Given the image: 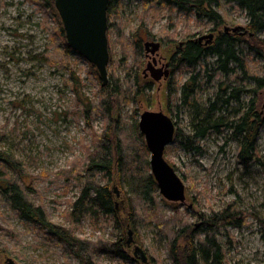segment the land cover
<instances>
[{"label":"rangeland","instance_id":"1","mask_svg":"<svg viewBox=\"0 0 264 264\" xmlns=\"http://www.w3.org/2000/svg\"><path fill=\"white\" fill-rule=\"evenodd\" d=\"M118 4L117 12L109 19L108 75L109 80L118 78L130 90L131 100L120 107V123L130 126L132 118L137 117L139 122L145 110H164L174 120L176 132L193 136L188 145L175 138L166 148V159L186 184L187 202L182 204L162 196L164 213L173 215L175 209H180L189 221L197 223L203 212L227 206L244 211L246 222L228 226L225 233L229 238L224 234L220 237L223 243L231 240L224 247L227 263L264 264V126L258 135V159L249 166L238 162L240 144L232 137L233 127L251 97L260 100L258 106L263 107L264 89L256 93V84L248 80L250 92H243L240 102L232 99L226 110L215 113V120L222 114L229 124L196 137L200 122L197 106L203 109L220 103L222 78L205 75V62L197 69L180 62L172 78L161 81L144 74L151 60L146 54V40L159 41V56L170 60L182 42L198 41L211 33L215 35L214 42L226 27L232 34H245L247 12L234 3L225 4L218 8L225 23L214 30L212 22L199 18L195 12L170 8L160 0H118ZM61 24V17L52 15L36 0H0V146L24 161L26 183L32 187L27 192L33 202L45 205L53 222L71 226V201L81 187L68 183L61 173L83 161L85 147L92 145L80 101L93 104L90 122L95 132H103L108 120L99 107L105 95L99 71L71 47L72 51L65 50L67 39L65 31L64 36L60 31ZM205 41L201 44L206 47L212 43ZM139 42L141 49H137ZM214 60L215 57L207 59ZM248 62L252 73L264 74V57L252 52ZM199 72L200 92L196 97L183 98L182 86ZM175 87L178 91L171 94ZM111 190L122 217L121 228L114 222L94 227L91 221H83L74 225L75 231L83 238L109 243L111 247L119 243L128 254L123 259L107 251L98 252L100 264H143L134 254V247L127 244V196L116 180L111 183ZM143 220L139 230L130 227L151 264H175L166 237L154 222ZM7 257L19 264L71 262L61 245L48 242L10 205L0 201V264H5Z\"/></svg>","mask_w":264,"mask_h":264},{"label":"trees","instance_id":"2","mask_svg":"<svg viewBox=\"0 0 264 264\" xmlns=\"http://www.w3.org/2000/svg\"><path fill=\"white\" fill-rule=\"evenodd\" d=\"M36 1L60 18L54 0ZM160 1L182 12H195L199 18L212 22L214 30L225 23L223 14L218 11L225 4L234 3L247 12L249 21L245 34L221 32L208 47L196 40H188L184 48L179 49L175 55L176 58L180 57L179 63L192 69H197L205 62V75L222 78V95L218 97L221 99L220 103L216 102L210 108L203 109L197 106L196 113L200 122L195 136H205L211 130H219L220 126L229 124L222 114L215 120V113L226 110L232 99L240 102L242 93L250 92L248 80L256 84V93L264 89V74L252 73L248 62L252 52L264 57V0ZM118 5V0H110L109 19L117 12ZM60 31L64 36L63 24L60 25ZM137 49H141L140 42ZM65 50L72 51L68 43H65ZM211 57H215V60L207 61ZM200 74L192 75L182 86L183 98L196 97L200 92ZM101 87L105 95L99 107L107 117V126L103 132H95L90 122L93 104L80 101L87 118V130L92 135V145L85 147L86 157L83 161L61 173L66 175L64 177L68 183L74 182L81 187L79 195L71 201L69 218L72 225L53 222L46 206L33 202L27 192L32 187L26 183L24 161L1 146L0 201L10 205L16 214L28 222L31 229L43 235L48 242L61 245L71 261L68 264H100L97 260L98 252L107 251L123 259H127L128 254L121 250L119 243L111 244V247L109 243L79 236L74 225L91 221L94 227H103L106 222H114L118 229L121 228L122 217L111 190V183L116 180L129 201L127 223L139 230L141 220L154 222L168 240L175 264H228L224 247L231 240L223 243L220 237L222 234L228 237V233H225L228 226L245 223V212L227 206L219 211L200 213L197 223L189 221L186 213L180 209H175L173 215H166L162 209V195L151 172L150 152L145 137L140 132L138 118H132L134 120L130 126L128 123H120V107L123 102L130 100V90L124 88L118 78H111L106 86ZM177 91L175 87L170 93L176 94ZM259 103L260 100L255 96L245 103L244 114L236 121L232 131V137L240 144L238 162L245 166L258 159V135L264 126V105L262 103L263 107L259 108ZM192 137L180 132H176L175 136L185 145L189 144Z\"/></svg>","mask_w":264,"mask_h":264},{"label":"water","instance_id":"3","mask_svg":"<svg viewBox=\"0 0 264 264\" xmlns=\"http://www.w3.org/2000/svg\"><path fill=\"white\" fill-rule=\"evenodd\" d=\"M56 9L62 19L68 45L82 54L99 71L102 85L109 83L108 65L110 49L108 37V7L110 0H54ZM228 32L229 28L226 27ZM208 38L211 42L214 34L205 35L198 40ZM153 45L150 49L149 45ZM159 41L146 42L147 49L152 53L159 50ZM151 69L155 80H160L162 74L159 69ZM140 132L144 135L147 148L150 152L151 172L157 182L160 194L167 200L187 202L186 184L178 174L176 168L166 159L165 151L176 136V125L172 117L164 110H145L139 119ZM115 191L119 194L117 186ZM192 207V204L190 205ZM129 247L134 244V254L143 264L149 263L146 250L136 243L133 229L129 224ZM5 264H19L14 258L7 257Z\"/></svg>","mask_w":264,"mask_h":264},{"label":"flooded vegetation","instance_id":"4","mask_svg":"<svg viewBox=\"0 0 264 264\" xmlns=\"http://www.w3.org/2000/svg\"><path fill=\"white\" fill-rule=\"evenodd\" d=\"M215 37V35H214ZM203 39H206V44H209L210 42H208V38H203ZM202 39V40H203ZM214 39V38H213ZM192 40V39H191ZM149 41H155V40H146L145 41V48H146V54L147 56L151 59L149 62H148V65L147 67L149 66L150 68H155V69H159L158 71H160V73L162 74V78L158 81H161L162 79H168L172 76V74L175 73V70H176V65L179 63V56H177V58L175 57V55L177 54L178 50L179 49H182L184 48L185 46V43L182 42L180 44V47L179 49L176 51V53L174 54V56L168 60L166 59L165 57H161L159 56V50L161 48V45H160V48L159 50H157L155 53H152L150 50L147 49V46H146V42H149ZM213 41V40H212ZM197 42H200V44L202 43V41H197ZM202 45V44H201ZM153 47V45H149V48L151 49ZM179 57V58H178ZM147 67L144 69V74H145V77H148L149 75H151V69H147ZM152 76V75H151ZM172 78V77H171ZM191 79V78H190ZM188 82V81H187ZM186 82V83H187ZM185 85V84H184ZM129 246V245H128ZM134 247V244L133 246H131V248ZM148 264H151V260H150V257H149V263Z\"/></svg>","mask_w":264,"mask_h":264}]
</instances>
